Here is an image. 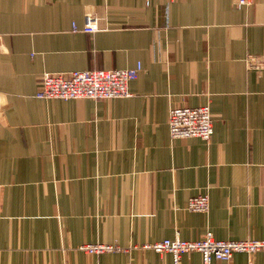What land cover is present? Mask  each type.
I'll return each mask as SVG.
<instances>
[{"label":"crops","instance_id":"crops-1","mask_svg":"<svg viewBox=\"0 0 264 264\" xmlns=\"http://www.w3.org/2000/svg\"><path fill=\"white\" fill-rule=\"evenodd\" d=\"M239 1L0 0V264H173L144 246L264 240V71L245 63L264 55V0ZM132 68L128 97L36 98L45 73ZM200 106L210 141L172 140L169 110ZM95 244L121 250H80Z\"/></svg>","mask_w":264,"mask_h":264},{"label":"built area","instance_id":"built-area-1","mask_svg":"<svg viewBox=\"0 0 264 264\" xmlns=\"http://www.w3.org/2000/svg\"><path fill=\"white\" fill-rule=\"evenodd\" d=\"M148 5V1L146 3ZM247 4L241 0L237 6ZM76 30V25H72ZM84 33L93 34L99 30L98 19L87 15L81 29ZM245 63L249 70L264 71V55H249ZM139 68L123 70H88L73 71L66 74L45 73L40 79L36 98L41 100H112L129 96L128 85L138 78ZM167 126L169 136L174 139L199 138L209 142L213 134V117L208 106L196 108L174 107L169 110ZM186 209L194 213H207L209 197L207 194L190 198ZM157 254L168 253L173 264H181L184 254L197 252L201 255L202 264H230L233 254L244 253L252 256L264 252V240L219 241L212 233L207 232L196 241H182L178 237L173 240L145 245ZM89 255L118 252L117 245H84L80 248Z\"/></svg>","mask_w":264,"mask_h":264}]
</instances>
